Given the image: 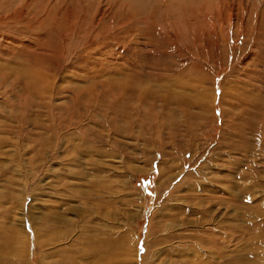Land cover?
Here are the masks:
<instances>
[{"label":"rangeland","instance_id":"rangeland-1","mask_svg":"<svg viewBox=\"0 0 264 264\" xmlns=\"http://www.w3.org/2000/svg\"><path fill=\"white\" fill-rule=\"evenodd\" d=\"M0 264H264V0H0Z\"/></svg>","mask_w":264,"mask_h":264},{"label":"bare ground","instance_id":"bare-ground-1","mask_svg":"<svg viewBox=\"0 0 264 264\" xmlns=\"http://www.w3.org/2000/svg\"><path fill=\"white\" fill-rule=\"evenodd\" d=\"M167 1V0H166ZM167 3V2H166ZM167 6V4H165ZM169 7V6H168ZM5 12V11H4ZM29 84V83H28Z\"/></svg>","mask_w":264,"mask_h":264}]
</instances>
